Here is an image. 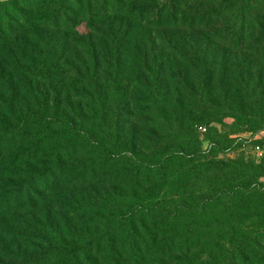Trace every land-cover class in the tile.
Returning a JSON list of instances; mask_svg holds the SVG:
<instances>
[{
	"label": "rangeland",
	"instance_id": "374dc122",
	"mask_svg": "<svg viewBox=\"0 0 264 264\" xmlns=\"http://www.w3.org/2000/svg\"><path fill=\"white\" fill-rule=\"evenodd\" d=\"M260 132L264 0H0V264H170L168 211L264 200Z\"/></svg>",
	"mask_w": 264,
	"mask_h": 264
},
{
	"label": "trees",
	"instance_id": "16d2710c",
	"mask_svg": "<svg viewBox=\"0 0 264 264\" xmlns=\"http://www.w3.org/2000/svg\"><path fill=\"white\" fill-rule=\"evenodd\" d=\"M188 23H192V20ZM199 24H202V21ZM152 168L153 171L157 172L164 185L166 177L162 169L157 166H152ZM219 185V190L215 195L201 200L200 206L185 207L183 209L178 207L175 211H168L165 218V220L169 219L166 232L171 236L161 250L158 249V256L166 257L170 264H264V237L256 231L250 241L241 238L237 242L238 254L228 251L229 248L222 250L219 246H213L215 242L218 245L223 241L227 243L226 237H231L230 243H233L235 235L249 233L250 231L246 229L247 221L251 224L255 222L262 223L260 228L264 233V212L262 211L264 200H261L263 196L242 188H235L227 192L225 191L227 188L222 186L223 183ZM132 219L129 218V221ZM206 219L209 221L201 224ZM101 226L102 232L109 228L107 223ZM101 238L102 236L92 233L82 245H72L68 251L77 255L82 254L85 259L87 256H91L93 246L99 243ZM142 241L143 239L140 238L136 242L137 246ZM201 243L207 244L209 251L218 248L221 250L216 254H212V256L208 251L206 258L200 259L197 251L201 248ZM154 245L151 243V246ZM142 246L146 248L148 244L144 243ZM148 249L149 246L146 250ZM114 253L116 252L111 251L107 260L110 263L117 264V261L114 260L116 258ZM230 256L234 257L228 259Z\"/></svg>",
	"mask_w": 264,
	"mask_h": 264
},
{
	"label": "built area",
	"instance_id": "2783aa9c",
	"mask_svg": "<svg viewBox=\"0 0 264 264\" xmlns=\"http://www.w3.org/2000/svg\"><path fill=\"white\" fill-rule=\"evenodd\" d=\"M252 141V152L258 159H264V132L256 134Z\"/></svg>",
	"mask_w": 264,
	"mask_h": 264
}]
</instances>
